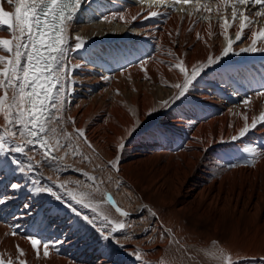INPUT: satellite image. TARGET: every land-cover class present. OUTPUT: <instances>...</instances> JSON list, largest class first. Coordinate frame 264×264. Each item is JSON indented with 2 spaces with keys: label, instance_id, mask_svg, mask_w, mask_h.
<instances>
[{
  "label": "bare ground",
  "instance_id": "6f19581e",
  "mask_svg": "<svg viewBox=\"0 0 264 264\" xmlns=\"http://www.w3.org/2000/svg\"><path fill=\"white\" fill-rule=\"evenodd\" d=\"M129 1L88 0L72 33L67 31L63 131L84 130L92 147L81 139L77 156L91 170L64 159L45 161L37 148L29 155L38 170L0 177V197H14L0 205V258L13 264L20 259L97 264L98 257L100 264H225L227 257L234 264H264V123L251 128L253 118L264 113V96L256 95L264 92V53L229 55L206 68L177 100L173 85L182 84L184 74L171 65L183 60L190 74L209 55H219L227 43L219 22L215 14L210 22L199 13L189 17L179 9L192 5L174 0ZM0 2L12 10L6 0ZM151 11L160 15L149 17ZM259 26L264 18L256 30ZM235 31L229 29V38L235 39ZM76 36L86 42L80 50L74 47ZM245 36L235 49L250 44L248 30ZM0 38L10 33L0 31ZM246 98H251L248 104ZM4 124L0 115V131ZM246 125L250 131L239 137ZM233 136L238 138L233 141ZM32 180L51 187L62 200L33 194ZM17 182L26 184L25 190L14 192L9 185ZM61 182L83 193L92 208L71 201L58 187ZM108 197L129 215L117 213ZM68 204L81 217L99 214L124 223L115 233L123 247H103L98 233ZM103 223L96 221L97 227ZM30 236L52 246L48 257L41 247L37 258Z\"/></svg>",
  "mask_w": 264,
  "mask_h": 264
},
{
  "label": "snow or ice",
  "instance_id": "6c2138e0",
  "mask_svg": "<svg viewBox=\"0 0 264 264\" xmlns=\"http://www.w3.org/2000/svg\"><path fill=\"white\" fill-rule=\"evenodd\" d=\"M88 0H6V4L11 6L12 10H6L4 3L0 2V31L10 33V38H0V52L6 55H0V115L5 122L2 131H0V177L9 173L15 175H28L40 167L34 163V156L29 155V151L40 149L45 161L63 160L69 155H82L79 147V141L91 148L90 142L85 137L83 129H76L75 134L71 135L63 131L65 118L63 116L64 100L62 94L65 91L62 81L65 77L66 54L70 50L67 47L68 39L66 33L73 21ZM158 4L165 3V0H157ZM175 4L192 5L190 8H180L179 11L186 12L189 17L196 13L200 14V19L211 21V14H215L220 35L224 36L226 46L220 51L219 55L213 57L209 55L206 63L193 66L191 73L184 66V61L171 65L178 68L183 74V83L173 85L179 91L176 99L179 100L186 95L193 82L201 76L206 68L219 64L221 60L231 54L242 53H264V26L260 24V18H264V0H174ZM258 7V10H254ZM207 14V15H206ZM149 17L160 15L158 11L149 12ZM147 18V17H146ZM120 20L125 17L121 15ZM136 19L135 16L132 17ZM108 21L107 16L103 17ZM195 23V21H194ZM209 35H212V24L209 23ZM236 28L235 39L228 36L229 29ZM245 30L250 33V44L245 47H233L237 42H243L246 38ZM191 31V29H189ZM179 31H177V35ZM171 35V34H169ZM198 39L200 34H197ZM178 43V41H173ZM86 42L79 36L75 37V49L80 50L85 47ZM79 67V65H78ZM258 96H264V92L256 93ZM251 98L244 100L245 104L250 102ZM168 102H165L167 106ZM151 115V112L148 114ZM69 120L71 118H68ZM258 123H264V113L257 120L253 118L251 128L255 129ZM61 129L58 133L57 129ZM163 135L162 130H157ZM250 128L246 125L239 130V137H244ZM63 137L67 144L60 142ZM238 137L233 136L235 141ZM26 146H30L26 150ZM124 144L119 148L123 149ZM63 151V156H57L56 153ZM255 155L254 150L248 149ZM16 154L24 155L27 164L20 160ZM84 160L89 159L83 156ZM113 168L115 164L109 162ZM255 164V161H252ZM89 180H95V177L84 173ZM51 179V177H49ZM31 192L33 194L48 193L62 200L51 187L37 186L39 181L32 180ZM67 182H61L58 187L65 189L67 196L75 204L83 208H92L90 201L83 193H77L66 187ZM78 185H83V181H76ZM14 192L25 190L26 184L12 183L9 185ZM91 187V186H89ZM14 197H0V205H5ZM109 202L115 207V211L121 216L127 217L128 212L122 211L115 205V201L108 197ZM30 209L29 205L24 206ZM68 207L78 216L81 213L75 207L68 204ZM95 211V209H93ZM82 220L98 233L101 241L105 242L103 247L107 248L109 244L120 245L116 239L115 233L125 228V224L113 223L107 216L89 217L83 215ZM97 219L105 221L100 227H97ZM111 225V227H109ZM16 233H13L15 235ZM36 250L37 258L40 257V248L43 249V256H49V249L52 247L47 242L39 238L27 237ZM60 243H63L62 241ZM18 247V246H17ZM19 250V249H18ZM20 255L23 256L22 250ZM137 259L140 254L137 253ZM0 264H13L12 259L5 260L0 258ZM18 264H27L20 259ZM97 264H100L98 257ZM225 264H234L229 258H225Z\"/></svg>",
  "mask_w": 264,
  "mask_h": 264
},
{
  "label": "rangeland",
  "instance_id": "374dc122",
  "mask_svg": "<svg viewBox=\"0 0 264 264\" xmlns=\"http://www.w3.org/2000/svg\"><path fill=\"white\" fill-rule=\"evenodd\" d=\"M82 9V8H81ZM75 20V19H74ZM74 20L73 21H71L70 22V26H69V28H68V30H69V35H70V32L72 33V25H73V22H74ZM68 35V36H69ZM69 38V37H68ZM240 45V44H239ZM238 45V46H239ZM241 46V45H240ZM57 131H58V129H57ZM59 133V132H58ZM60 142L62 143V144H66V142H64V140H63V138H62V136L60 137ZM59 153V156H63L64 155V153H63V151H61V152H58ZM64 160L66 161V162H68L69 161V163L70 164H72L73 166H77V167H80V168H83V169H87V171L88 172H90V168H86L87 167V165L83 162V161H81V159H79V157H77V158H70V155L69 156H66V157H64ZM62 163V162H61ZM60 163V164H61ZM63 164V163H62Z\"/></svg>",
  "mask_w": 264,
  "mask_h": 264
}]
</instances>
